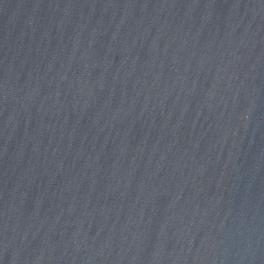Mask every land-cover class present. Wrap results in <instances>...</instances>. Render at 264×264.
Here are the masks:
<instances>
[{
  "label": "water",
  "instance_id": "water-1",
  "mask_svg": "<svg viewBox=\"0 0 264 264\" xmlns=\"http://www.w3.org/2000/svg\"><path fill=\"white\" fill-rule=\"evenodd\" d=\"M0 264H264V0H0Z\"/></svg>",
  "mask_w": 264,
  "mask_h": 264
}]
</instances>
